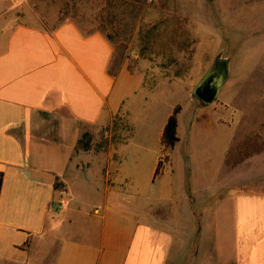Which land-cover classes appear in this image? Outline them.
<instances>
[{
    "label": "crops",
    "instance_id": "1",
    "mask_svg": "<svg viewBox=\"0 0 264 264\" xmlns=\"http://www.w3.org/2000/svg\"><path fill=\"white\" fill-rule=\"evenodd\" d=\"M5 1L0 0V264H197L199 253L191 251L199 246L202 215L196 208L210 201L232 207V250L219 254L220 263L264 264V64L256 108L263 116L243 122L240 135L226 142L222 167L228 177L201 190L189 181L183 157L184 176L175 182L171 152L178 137L166 153L162 176L168 182L161 185L156 214L152 205L139 208L124 188L132 185L120 150L135 135L117 146L110 142L107 149L91 145L84 151L79 142L86 129H112L127 120L134 125L140 115L154 119L158 114L149 95L177 82H160L150 92L147 73L119 63L116 48L101 32L84 33L72 22L53 29L38 20L9 24L8 12L30 14L31 5L8 8ZM244 5L223 14L207 9L208 37L215 36L214 29L226 32L214 57L229 61L223 89L231 85L239 51L247 44L264 47V13L247 24L251 14L264 11V0ZM236 29L237 44L231 38L229 44ZM169 117L160 128V147ZM225 125L231 129L234 120ZM160 160L157 156L150 173L154 186ZM187 245L193 247L189 253ZM213 254L208 264L219 262Z\"/></svg>",
    "mask_w": 264,
    "mask_h": 264
},
{
    "label": "rangeland",
    "instance_id": "2",
    "mask_svg": "<svg viewBox=\"0 0 264 264\" xmlns=\"http://www.w3.org/2000/svg\"><path fill=\"white\" fill-rule=\"evenodd\" d=\"M17 2H28L31 13L24 9L8 12L7 23L38 20L53 29L72 22L84 33L101 32L116 48L119 63L124 60L132 70L147 73L146 87L150 92L158 88L160 82H177L162 86L155 95L148 94L150 108L158 114L154 119L151 117L146 121L147 116L140 115L134 125L128 120L118 121L112 129L90 128L84 132L91 136V145L96 149H107L110 142L117 146L126 136L135 135L134 141L121 149L120 154L127 156L124 171L131 178L132 185L124 188L133 195L130 200L139 208L152 205L151 210L158 214L155 210L162 199L160 190L168 179L163 178L166 172L162 170L154 186L150 173L157 156L164 157L158 141L160 128L176 106L182 113L178 115L180 143L171 152L176 170L173 180L177 182L180 176H184L181 173L184 170L183 157L187 158L189 181L193 180L200 189L217 186L228 177V172L222 167L226 142L233 134L240 135L243 122L262 115L256 108L261 103L259 76L261 64H264V47L247 44L239 51L231 85L223 89L213 105H199L193 91L213 67L224 37L220 35L226 33L214 29L212 33L215 36L208 37L207 9L214 8L222 14L230 9L238 12L245 8V0H6L5 5L9 8ZM263 13L258 9L251 14L247 24L259 22ZM231 31L233 36H229L228 43L231 38V42L237 44L240 32L237 29ZM252 69L253 77L248 80L246 76ZM175 74L181 77L175 78ZM232 119L234 126L231 129L225 127ZM229 203L218 206L217 202L211 204L210 201L206 206L196 208L197 214L202 215L199 216L202 230L199 246L195 245L197 248L191 251L199 253L197 264H208L213 253L215 256L218 254L220 260L210 264H223L219 254H228L232 250L233 220ZM167 210L164 215L170 219L168 214L171 212ZM186 248L189 253L193 247L187 245Z\"/></svg>",
    "mask_w": 264,
    "mask_h": 264
},
{
    "label": "water",
    "instance_id": "3",
    "mask_svg": "<svg viewBox=\"0 0 264 264\" xmlns=\"http://www.w3.org/2000/svg\"><path fill=\"white\" fill-rule=\"evenodd\" d=\"M229 78V61L217 57L208 72L193 91V95L204 105L210 106L218 101L221 91Z\"/></svg>",
    "mask_w": 264,
    "mask_h": 264
},
{
    "label": "trees",
    "instance_id": "4",
    "mask_svg": "<svg viewBox=\"0 0 264 264\" xmlns=\"http://www.w3.org/2000/svg\"><path fill=\"white\" fill-rule=\"evenodd\" d=\"M178 75L179 74H175V78L181 77L180 75L179 76ZM180 112H181V108L176 107L174 113L169 117L168 122L165 126L163 136H162V151L164 153V157L163 158L161 157V160L158 163V166L155 172V178H157V176L161 174L164 164L168 161V157L166 153L173 150V148L179 142L177 130H178V115L180 114ZM90 137L91 136L88 133L83 134L82 139L79 142V148L81 150L89 151L91 149V138ZM2 183H3V175L2 173H0V195H1ZM59 187H60L59 185H56V189H58Z\"/></svg>",
    "mask_w": 264,
    "mask_h": 264
},
{
    "label": "built area",
    "instance_id": "5",
    "mask_svg": "<svg viewBox=\"0 0 264 264\" xmlns=\"http://www.w3.org/2000/svg\"><path fill=\"white\" fill-rule=\"evenodd\" d=\"M61 195L64 196V192H62Z\"/></svg>",
    "mask_w": 264,
    "mask_h": 264
}]
</instances>
